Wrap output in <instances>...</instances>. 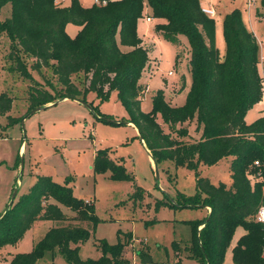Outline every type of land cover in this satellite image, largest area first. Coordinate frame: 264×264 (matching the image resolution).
<instances>
[{"label": "trees", "instance_id": "16d2710c", "mask_svg": "<svg viewBox=\"0 0 264 264\" xmlns=\"http://www.w3.org/2000/svg\"><path fill=\"white\" fill-rule=\"evenodd\" d=\"M6 4L10 15L0 19V38L6 35L10 41L7 69L37 83L28 87L26 114L63 99L85 102L91 92L103 101L116 91L128 112L127 122L136 127L157 165L170 161L197 172L200 165L231 156L230 185L214 184L196 173V189L203 197H187L184 204L199 203L210 211L205 218L190 221V238L174 241L172 250L175 257L200 264H223L234 231L242 227L244 233L231 248L233 263L264 264V223L256 219L264 206V116L245 121L247 111L262 99V77L258 43L241 8L234 7L222 17L225 51L221 55L215 45L214 17L201 11L200 0H109L88 7L78 0L67 5L55 0H0V10ZM260 7L264 9V0ZM147 16L160 21L153 29L156 35L177 46L186 38L188 49L180 50L177 57L186 56L191 82L182 105H172L158 89L153 91L151 109L144 112L140 94L146 86L140 78L151 46L143 42L137 27ZM68 23L79 27L74 37L65 31ZM47 69L57 86L44 78ZM31 72L43 77L44 84ZM79 74L77 84L73 76ZM12 105V97L0 93V113ZM158 116L177 137L164 131ZM193 120L199 138L183 139L188 135L184 124ZM109 151L97 150L93 170L108 172L113 180L132 181L122 161L114 160ZM132 186L131 196L141 198L144 189ZM42 220L53 224L29 252L15 254L9 264H35L47 254L53 259L56 253L70 264H134L127 253L131 234H122L114 244L99 239L101 255L96 259L79 257V245L98 224L93 204L76 197L67 181L57 183L47 175H38L0 215V246L16 244ZM133 253L136 264H171L154 261L144 246Z\"/></svg>", "mask_w": 264, "mask_h": 264}, {"label": "rangeland", "instance_id": "374dc122", "mask_svg": "<svg viewBox=\"0 0 264 264\" xmlns=\"http://www.w3.org/2000/svg\"><path fill=\"white\" fill-rule=\"evenodd\" d=\"M78 1L84 7L93 4V0ZM260 1L254 0V4L249 6L247 0H222V4L241 8L247 28L256 37L262 77L261 100L264 101V9H261ZM70 2L67 0L63 4ZM257 12L262 13L260 17ZM224 14L222 12L214 17L215 45L221 55L225 51L222 28ZM9 15L10 5L6 4L0 10V19ZM158 22L157 19L148 22L143 18L137 28L140 36L146 40L145 44L151 46L148 66L140 78V82L146 86V90L140 94V107L144 112L151 109L153 91L158 89L164 91L166 100L172 105H182L185 94L183 84L191 81L186 56L183 59L177 57L180 50L186 53L188 49L186 38L183 37V45L177 46L155 35L153 29ZM78 29L71 23L65 26L70 37H74ZM9 42L6 35L0 38V93L6 92L13 99L11 109L0 113V212L6 208L14 191V201H17L38 175H47L57 183L67 181L76 197L93 204L98 224L90 237L79 245L81 259H96L101 255L96 246L99 239L114 244L122 234H131L127 253L132 263H137L133 251L144 246L157 262L200 264L184 256L175 257L172 243L188 240L191 236L190 221L207 216L202 204H184L187 197H203L196 189V173L208 177L214 184L223 182L230 185L231 156L221 159L217 164L200 165L197 172L166 161L157 165L156 172L136 127L127 122L128 112L116 91H111L103 101L91 92L85 102L63 99L26 115L28 87L37 83L7 69L11 63L7 59ZM31 74L39 84H44L43 77L35 72ZM43 74L44 78L57 86L49 69L44 70ZM81 78L82 74L73 76L77 84H80ZM259 116H264V102L249 109L245 121L250 123ZM11 118L15 120L9 123ZM157 122L165 132H170L160 116ZM184 126L188 135L183 139L199 138L200 132L196 130L194 120ZM170 134L177 137L173 132ZM100 149H109L114 160L122 161L133 180H113L108 172L94 171V156ZM133 183L144 189L141 198L131 196ZM52 224L53 221L48 220L36 221L16 244L0 246V264H9L17 253L29 252ZM81 225L89 228L87 222ZM243 233L242 227L234 231L225 253L229 260L232 246ZM35 264L70 263L56 253L53 259L47 254Z\"/></svg>", "mask_w": 264, "mask_h": 264}, {"label": "built area", "instance_id": "2783aa9c", "mask_svg": "<svg viewBox=\"0 0 264 264\" xmlns=\"http://www.w3.org/2000/svg\"><path fill=\"white\" fill-rule=\"evenodd\" d=\"M67 0H55L56 4H63L64 2H66ZM109 0H93V3L96 5H105ZM201 2V11L203 13H205L206 15L210 16V17H215L217 15L214 7L209 3V0H200ZM250 4H254V0H247V6H249ZM145 19L147 21H150L151 18L150 17H145ZM264 91V88H263ZM264 95V92H263ZM256 219L259 222H263L264 223V206L260 207L257 215H256ZM135 257V256H134ZM134 264H136V262H133Z\"/></svg>", "mask_w": 264, "mask_h": 264}, {"label": "crops", "instance_id": "0c3cea01", "mask_svg": "<svg viewBox=\"0 0 264 264\" xmlns=\"http://www.w3.org/2000/svg\"><path fill=\"white\" fill-rule=\"evenodd\" d=\"M209 3L214 7V9H215V11H216V13L217 14H222V12H224V13H226V12H228V11H230L232 8H234V7H236V6H231V7H228L229 5L227 4V3H225V4H222V0H209ZM224 5V6H223ZM222 6H223V8H222ZM148 11V10H147ZM146 14H147V12H146ZM261 12H260V15L258 16V17H260L261 16ZM223 17V16H222ZM146 20V19H145ZM152 20V19H151ZM150 20V21H151ZM147 21V20H146ZM149 22V21H148ZM138 28V27H137ZM153 33H154V31H153ZM139 34V33H138ZM155 34V33H154ZM156 35V34H155ZM139 36H140V34H139ZM141 37V36H140ZM142 38V40H143V42L145 43V39L143 38V37H141ZM187 55V54H186ZM149 56H150V53H149ZM191 82V81H190ZM190 82L188 83V84H183V87H185V93H186V91H187V89H188V87H189V85H190ZM184 92L182 91V94H183ZM184 97H185V94L183 95ZM262 102H264V101H260L259 103H257V104H255L254 106H256V105H258V104H261ZM253 106V107H254ZM144 145V144H143ZM144 148H145V145H144ZM147 151V150H146ZM149 154V153H148ZM150 156V155H149ZM151 157V156H150ZM205 209H206V213H207V215H208V213H209V211H210V208L209 207H205ZM233 247V246H232ZM171 264H180V263H177V262H174V261H171L170 262ZM223 264H235V263H233V261H232V253H231V260H229L228 258H227V255L225 256V260L223 261Z\"/></svg>", "mask_w": 264, "mask_h": 264}, {"label": "water", "instance_id": "95a60500", "mask_svg": "<svg viewBox=\"0 0 264 264\" xmlns=\"http://www.w3.org/2000/svg\"><path fill=\"white\" fill-rule=\"evenodd\" d=\"M52 104H54V103H52ZM39 109H41V107H36V108L30 110V112H28L26 115H31V114L35 113L36 111H38ZM137 133H138V131H137ZM145 149H146V148H145ZM146 150H147V149H146ZM147 152L149 153L148 150H147ZM152 160H153V159H152ZM153 164H154L155 171L157 172V164H156V162H155L154 160H153ZM15 194H16V192L14 191V193L12 194L11 199H10V201H9V203H8V206H10V205L12 204V202H13V200H14V197H15ZM3 212H4V210L1 212L0 215H2Z\"/></svg>", "mask_w": 264, "mask_h": 264}]
</instances>
